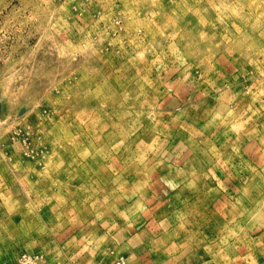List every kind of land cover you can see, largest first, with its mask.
I'll return each instance as SVG.
<instances>
[{"label":"rangeland","instance_id":"1","mask_svg":"<svg viewBox=\"0 0 264 264\" xmlns=\"http://www.w3.org/2000/svg\"><path fill=\"white\" fill-rule=\"evenodd\" d=\"M0 264H264V0H0Z\"/></svg>","mask_w":264,"mask_h":264}]
</instances>
